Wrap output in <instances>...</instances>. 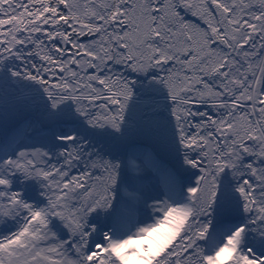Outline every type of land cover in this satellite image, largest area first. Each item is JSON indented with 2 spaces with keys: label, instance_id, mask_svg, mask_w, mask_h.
<instances>
[{
  "label": "snow or ice",
  "instance_id": "obj_1",
  "mask_svg": "<svg viewBox=\"0 0 264 264\" xmlns=\"http://www.w3.org/2000/svg\"><path fill=\"white\" fill-rule=\"evenodd\" d=\"M0 264H264V0H0Z\"/></svg>",
  "mask_w": 264,
  "mask_h": 264
}]
</instances>
